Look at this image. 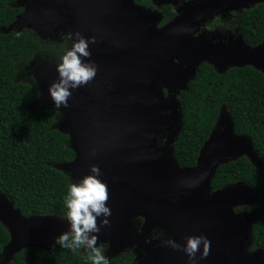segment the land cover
<instances>
[{
    "label": "water",
    "instance_id": "obj_1",
    "mask_svg": "<svg viewBox=\"0 0 264 264\" xmlns=\"http://www.w3.org/2000/svg\"><path fill=\"white\" fill-rule=\"evenodd\" d=\"M21 1L26 0L18 3ZM31 1L8 31L30 27L37 33L51 31L70 23L74 16L78 23L73 25V33L91 32L90 38L96 40L90 48L97 75L88 85L73 90L69 107H63L71 119L57 128L70 135L76 152L74 162L61 166L71 182H79L90 174L92 165H97L103 173L100 179L108 186L112 214L110 225L101 227L98 246L111 243L114 253L120 254L137 243L139 236L147 239L151 230L160 227L181 246L180 250L158 248L150 254L151 260L141 264H230L243 253L239 264H264L263 251L248 257L256 217L252 213L236 215L231 207L239 202L253 204V189L242 183L237 190L227 188L208 196L220 165L254 151L249 138L235 133L230 115L224 118L222 109L195 168L179 165L181 170H172L166 160L167 150L158 145V137L170 132L175 122L180 120L179 133L182 128L176 95L163 103L156 86L159 83L175 94L186 89L188 74L181 71L177 59L196 66L194 76L204 61L220 73L228 65L252 66L264 73V44L211 46L187 39L196 20L230 0L194 2V7L160 32L152 30L160 15H142L135 0ZM152 1L173 4L177 0ZM42 72L35 105L51 97L49 86L58 80L56 69L46 67ZM176 141L172 143L174 154ZM139 217L146 219L140 235L135 225ZM0 218L11 235L4 252L18 245L19 252L29 247L46 249L70 229L67 219L58 216L23 218L2 193ZM192 236L210 241L207 254L201 245L194 260L182 250L186 238Z\"/></svg>",
    "mask_w": 264,
    "mask_h": 264
},
{
    "label": "trees",
    "instance_id": "obj_2",
    "mask_svg": "<svg viewBox=\"0 0 264 264\" xmlns=\"http://www.w3.org/2000/svg\"><path fill=\"white\" fill-rule=\"evenodd\" d=\"M149 7L151 0H135ZM18 0H0V193L19 210L23 218L67 217L65 197L72 184L61 169L76 160L69 134L57 128L55 108L33 110L40 86L17 81L18 66L42 52L55 53L64 44L43 42L38 33L24 28L8 31L25 9ZM165 21L176 16L172 5L162 9ZM243 41L257 47L264 44V3L245 10L239 17ZM163 22V23H164ZM162 23V24H163ZM65 37V36H64ZM167 92V89H164ZM182 113V128L173 148L182 168H195L200 152L210 139L222 109L226 107L235 133L252 141L264 165V73L252 66L231 67L224 73L202 62L189 87L176 94ZM245 182L254 192L249 208L257 214L253 240L248 250L264 252V168L247 157L222 164L211 182L220 190ZM11 242L9 231L0 222V256ZM83 248L72 251L60 245L29 247L14 256L11 264H92ZM135 256L118 257L108 264H134Z\"/></svg>",
    "mask_w": 264,
    "mask_h": 264
},
{
    "label": "clouds",
    "instance_id": "obj_3",
    "mask_svg": "<svg viewBox=\"0 0 264 264\" xmlns=\"http://www.w3.org/2000/svg\"><path fill=\"white\" fill-rule=\"evenodd\" d=\"M64 38L72 42L71 47L60 57L57 64L58 80L49 86L51 99L57 109L69 107L68 101L73 90L88 85L98 72V66L91 60L89 50L90 44L96 43L95 38H86L81 33L72 31ZM102 175L99 166L92 165L90 174L70 185L65 197L68 209L66 219L70 229L55 239V244L64 249L76 251L83 248L90 254L92 264H108L103 254V245L98 246L101 227L110 225L108 218L112 214L108 206L110 193L107 184L100 179ZM167 243L177 250L181 248L175 241L169 240ZM201 245L206 255L210 241L204 236L186 238V245L182 250L194 260Z\"/></svg>",
    "mask_w": 264,
    "mask_h": 264
},
{
    "label": "rangeland",
    "instance_id": "obj_4",
    "mask_svg": "<svg viewBox=\"0 0 264 264\" xmlns=\"http://www.w3.org/2000/svg\"><path fill=\"white\" fill-rule=\"evenodd\" d=\"M190 1H193V0H177L172 4V6L177 7L180 10H182L185 8L186 5H188L190 3ZM261 3H264V0H231V1L227 2L226 4H223L222 8L218 11V14H219L218 17L223 18L225 20V23L223 24L222 27H220L218 29L217 33L215 31H213V33H211L209 31L210 26H209V23L207 21L208 18L204 19V21H202V22L197 23L196 28L201 29L203 34H206L208 36L210 35L212 38L216 37L217 39H219V40L221 39L222 41H225V40L226 41H229V40L239 41L240 44H242L243 46H246V44L244 43V41L241 37V26H240V23H238L239 22V15L243 11L252 9ZM31 5H32L31 0L21 1L20 3L17 4L18 7H20V8L22 7L24 9L28 8ZM68 8H69V6H68ZM159 8H160V6H154V7H152L151 11H146L145 8H142L141 14L146 15V16L157 15L160 13ZM72 15H74V13ZM216 15L217 14H213L212 17L213 16L216 17ZM74 18H76V17L73 16L70 23H64L60 27H55L51 31H43V32L38 33L39 38L43 42L55 44L56 46H58L59 44H64L65 48L62 49V51L55 52V53H49V52L38 53V54H36V56L32 60L19 64L18 75L16 78L18 82H21V83H33V82H35L36 84H39L43 80L42 70L44 68H46V67L52 68V69L57 68V64L60 62V57L65 53L66 50L70 49V47H71L72 42L66 40L64 38V36H66L69 31H72V32L74 31L73 25H76L78 23L76 21L77 19L75 21L73 20ZM160 23H161V21H159V23L156 24L155 28L152 29L154 32H156V31L160 32V30L162 29V28L161 29L159 28V27H161V26H159ZM226 23H227V26H226ZM233 23H237V25L235 28L230 29L229 25L233 24ZM28 30H33L34 32H36L31 27L28 28ZM83 36L86 38H90L91 32L86 33ZM189 36H187V38H189ZM89 50L92 53V49L90 48ZM181 64H182V68H184V70L188 74L187 85H186V89H187L189 87V84L191 83V81L194 78L193 69H195L196 66L190 67L189 64L185 63L184 61L181 62ZM231 67H232L231 65H228L221 72L224 73L227 70H229V68H231ZM156 86H157L158 90H160V91H161V89L163 90V87L161 84L156 83ZM173 92H175V91H173ZM173 92L169 91V89H167V95H170V97H173L176 95ZM38 104L39 105H35L33 107V110H39L42 108H45V109L46 108H49V109L55 108V109H57L55 107V104L52 101L51 97H49L48 99H46V100H44ZM57 110L59 112V116L57 119V126L61 127L63 123H65L71 119V116L67 114V111L63 107H61ZM222 114H223V116H225L224 118H226V116H228L229 111L226 107L223 108ZM179 127H180V120L177 123L175 122L173 124V129L170 132H165L158 137V145L160 147L164 146L165 149L167 150L166 160H167V162H169L172 170H175V171H176V169L181 170L179 167V164L176 161V156H175L174 152L172 151V143L177 140V137L179 134ZM244 157H247L251 162L254 163V165L256 167H259L262 169L264 168L262 159L254 151H249V152L244 153ZM75 182H77V181L73 180V183H75ZM109 201H110V199H109ZM109 201H108V203H109ZM0 222L3 225H5V223H3V220L1 218H0ZM137 227H139L138 228L139 229L138 235H140L142 232V226L140 227V225L138 223ZM152 233L153 232H151L149 234L147 239H142L141 236H139V240L137 243H134L128 249L123 250L120 254L114 253V250L112 248L111 243H104V244H102L103 245V254L106 257L108 262H110L111 260H114L118 257L129 256L130 254H135L136 257L138 258L141 255V251L139 250L140 245H145V244L150 245V246L152 245V238H153ZM166 239H167V237H166ZM145 241H146V243H145ZM166 243H167V241H166ZM164 246H165V249L166 248L167 249L172 248V246H170L169 244H167V245L164 244ZM13 248L14 249H9L8 251L4 252L0 256V264H11V262L14 259V256L19 252V250H21V249H18V248H21L19 245L14 246ZM83 252H85V250H83ZM144 254H142V255H144ZM142 255L139 257V259H141ZM244 256H245L244 253L241 254L237 261H234L230 264H239L240 261L244 258ZM134 264H139L138 260L134 261Z\"/></svg>",
    "mask_w": 264,
    "mask_h": 264
},
{
    "label": "flooded vegetation",
    "instance_id": "obj_5",
    "mask_svg": "<svg viewBox=\"0 0 264 264\" xmlns=\"http://www.w3.org/2000/svg\"><path fill=\"white\" fill-rule=\"evenodd\" d=\"M199 1H201V0H193V1H190V3L188 4V5H186L185 6V8L184 9H182V10H180L179 8H177V7H173L172 6V8H173V12L174 13H176V16L173 18V19H171L170 21H167V22H164L165 21V16H164V14H163V12H162V9L164 8V6L166 7L167 5H172V4H158V3H156V2H154V1H152L151 0V5L149 6V7H146L145 5H143V6H141L142 8H145V10L146 11H151V9H152V7H154V6H160V8H159V14H157V15H160V20L159 21H161V23H160V25L159 26H161V27H159L161 30H164V28L165 27H167L168 25H170L171 23H173V22H175L176 21V19L178 18V17H180V16H182V15H184V13L187 11V10H189V9H191L192 7H194V2H199ZM215 1H218V2H220L221 0H215ZM231 1V0H230ZM197 6H198V4H197ZM221 9V8H220ZM220 9H218V10H216L215 12H213V13H211V14H209L207 17H205L204 19H207L208 18V23H209V31L211 32V33H213V31H215L216 33H217V31H218V29L220 28V27H222L223 26V24L225 23V20L223 19V18H220V17H218L219 16V14H218V11L220 10ZM213 14H217L216 15V17L215 16H213L212 17V15ZM239 17H240V15H239ZM204 19H198V20H196L195 22H194V28H193V30L187 35V36H189L190 34V36H189V39L188 40H196L197 42H202V43H208V44H210L211 46H215V45H233V44H236V43H239V41H233V40H229V41H222L221 39L219 40V39H217L216 37H211L210 35L208 36V35H206V34H203V32H202V30L201 29H199V28H196V24L197 23H199V22H202V21H204ZM159 21H158V23H159ZM164 22V23H163ZM163 23V24H162ZM238 23H240V20H239V22ZM236 25H237V23H233V24H230L229 25V28L230 29H233V28H235L236 27ZM226 26H227V23H226ZM158 28V27H157ZM242 37V36H241ZM243 39V38H242ZM177 64H178V66H179V68L181 69V71L182 72H184L185 74H187V72L184 70V68H182V64H181V62H183V59L182 58H179V59H177L176 61H175ZM201 64V63H200ZM199 64V65H200ZM198 65V66H199ZM190 67H193V66H190ZM164 89H169V88H165V87H163V90L161 89V91H162V93H161V96H162V98H164V99H162V102L164 103L165 101H167V99H168V97L170 96V95H167V92H165V90ZM169 91H171L170 89H169ZM166 97V98H165ZM242 183H245V182H236V183H233L232 185H230V186H227V187H225V188H223V189H220V190H213V188L211 187V189H210V193H209V197H211V196H213V194L214 193H216V192H218V191H223V190H225V189H227V188H232L233 190H237V189H239L243 184ZM253 199H254V193H253ZM251 205H253V204H247V203H241V202H239V203H235L234 205H231V207H232V211L234 212V214H236V215H239V214H242V213H252L255 217H256V222H257V214L254 212V211H250L249 210V208L251 207ZM145 221H146V219L145 218H143V217H139V218H137L136 219V221H135V225H136V227H137V224L139 223V225H140V227L142 226L143 227V225H145ZM256 222L254 223V225H253V227H252V235H251V239L253 240V228H254V226H255V224H256ZM137 228H139V227H137ZM151 232H153L152 234H153V238H152V245L150 246V245H140V248H139V250L141 251V255L142 254H144V255H142V257H141V259H139V257L141 256H139L138 258L136 257V255L135 254H133L134 256H135V258H134V260L135 261H137L138 260V262L141 264L142 262H144V261H148V260H151V258H150V254H152V252H154V250H156V249H158V248H165V246H164V244L165 245H167L168 243H166V241H169V240H171V241H173V239H172V237L167 233V231H164L163 229H161L160 227H156V228H154L153 230H151ZM150 232V233H151ZM149 233V234H150ZM166 237H167V239H166ZM148 238V237H147ZM251 240V241H252ZM150 241V240H149ZM148 241V242H149ZM145 243H146V241H145ZM252 243V242H251ZM249 247H250V245H249ZM180 250V249H179ZM179 250H177V249H175V251H179ZM248 253H249V255H248V257H250V256H252L253 254H256L257 253V251H253V252H250L249 250H248ZM176 254V253H175ZM149 255V256H148ZM171 260L172 261H175V259L174 258H171ZM179 261V260H178ZM237 261V260H236ZM180 263H181V261H179Z\"/></svg>",
    "mask_w": 264,
    "mask_h": 264
}]
</instances>
